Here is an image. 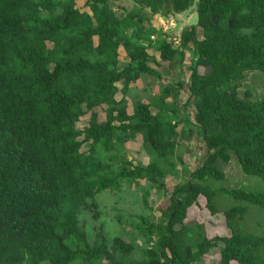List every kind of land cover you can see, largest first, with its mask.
<instances>
[{
    "label": "trees",
    "instance_id": "obj_1",
    "mask_svg": "<svg viewBox=\"0 0 264 264\" xmlns=\"http://www.w3.org/2000/svg\"><path fill=\"white\" fill-rule=\"evenodd\" d=\"M76 1L0 0V264H196L218 245L217 264H264V233L243 227L250 208L264 213V99L239 94L247 74L264 76V0H134L123 15L108 7L117 0ZM192 9L196 24L177 42L147 26L146 12L167 18ZM154 37L171 68L189 52L188 80L126 100L136 79L161 78L146 65ZM193 134L204 158L168 192L179 141ZM138 136L145 166L125 149ZM232 158L259 189L220 186ZM139 180L166 202L157 223H130L143 247L108 242L101 231L89 243L78 216H99L96 194ZM220 193L234 205L220 210ZM194 207L221 215L229 235L208 238L202 222L187 220Z\"/></svg>",
    "mask_w": 264,
    "mask_h": 264
},
{
    "label": "rangeland",
    "instance_id": "obj_2",
    "mask_svg": "<svg viewBox=\"0 0 264 264\" xmlns=\"http://www.w3.org/2000/svg\"><path fill=\"white\" fill-rule=\"evenodd\" d=\"M83 3L84 0H77L76 7H84ZM174 23L176 24L175 21ZM193 23H196V17H194ZM166 27V21L164 20L163 28ZM120 58L122 59V52ZM165 83L169 84V81ZM245 92L250 94L252 100H263L264 76L257 72L247 74L245 81L239 88L240 95ZM116 94V101H121V93L117 92ZM137 96H139V94L131 93V97L135 98ZM131 99L128 100L130 101ZM97 113L98 122L103 121L105 116L104 111H97ZM86 116L88 117V115ZM87 117H85L86 120ZM82 125V122L78 123L77 128ZM179 143L182 144V146H179L175 155L177 161H179V163H176L174 169L176 175L174 177L167 176L164 181L168 192H170L175 185L185 181L184 168L187 170H193L202 162L205 154L204 146L202 142L198 140L196 134H193L187 142L179 141ZM141 144V138L138 136L133 142L128 141L125 144V149L127 151L128 159L134 165L142 164L145 166L149 163V160L145 155ZM86 148L87 147L84 145L81 151L85 152ZM221 169L224 173V181L220 185L222 188H244L246 190H252L259 189L262 186L257 179L248 178L242 174L235 158H232L228 164L222 165ZM144 193L146 194V198ZM144 199L147 206H145ZM94 201L97 204L96 212L99 213V216L93 217L91 211H82L78 216L79 225L86 232L88 242L92 243L95 234L101 231L108 242L114 237H120L124 242L133 244L135 249L143 247L144 236L140 235V231L137 228L134 230V227H132L130 223H137L140 217H144L151 223H157L159 217V213L156 211L157 207L164 208L166 206L163 195L159 194L154 188H152L151 184L145 180L136 181L128 187L123 186L114 193L113 191L100 192L95 195ZM215 201L220 210L234 205V201L222 193L216 196ZM199 203L203 206L204 200L200 198ZM118 219H120V222ZM187 220H197L202 222L208 238H213L215 236L225 237L229 235V231L224 224V218L221 215L211 217L204 208L198 209V207H194L190 209ZM243 227L247 228L246 230L248 232H254L256 235L264 233V213L257 208H250L247 217L243 221ZM131 233L136 236L137 240H131V238L134 237ZM220 247L221 245H218L210 250L209 253L204 256L202 261H199L196 264H217ZM134 258H142L139 250L134 255Z\"/></svg>",
    "mask_w": 264,
    "mask_h": 264
},
{
    "label": "crops",
    "instance_id": "obj_3",
    "mask_svg": "<svg viewBox=\"0 0 264 264\" xmlns=\"http://www.w3.org/2000/svg\"><path fill=\"white\" fill-rule=\"evenodd\" d=\"M136 4L134 0H117V1H110L109 8L113 10L118 15H123L124 13H128L135 8ZM147 16V26L153 28L157 33L161 36L166 35L168 36V40L172 39L173 41L177 42L182 34V31L191 25H195L193 23L194 17H196V13L194 10H188L181 14H176L169 16L167 18L161 17L160 15H151L149 12H146ZM172 18L176 24L173 30L171 31H164L163 30V22L164 20ZM193 23V24H192ZM157 37L151 40L146 53L150 57V60L146 63V65L161 74V78L152 81L149 77L139 78L136 79L131 83L129 94L124 97V99L128 100L134 97H131V93L139 94V96L135 98H140L142 100H147L154 94H157L159 85H172L180 81L181 83H186L188 80V66H189V59L190 54L186 52L185 58L181 63L180 67L171 68L168 62H161L159 59V51L157 50ZM119 52V61L123 65L129 62L128 58L125 56V52L122 46L118 49ZM122 52V59L120 58V54ZM122 61H121V60ZM169 84L165 83L168 82ZM138 83V84H137ZM137 84V85H136ZM118 92L121 93V99L123 98L122 92L120 91L121 86H118ZM187 90L186 85L182 87L180 90L179 100L180 103H184L187 100ZM117 95V94H116ZM115 95V97H116ZM116 100V99H115ZM191 109V108H189Z\"/></svg>",
    "mask_w": 264,
    "mask_h": 264
},
{
    "label": "built area",
    "instance_id": "obj_4",
    "mask_svg": "<svg viewBox=\"0 0 264 264\" xmlns=\"http://www.w3.org/2000/svg\"><path fill=\"white\" fill-rule=\"evenodd\" d=\"M166 25H167V27L163 28L164 31H171L175 27V23H174L172 18H169L166 21Z\"/></svg>",
    "mask_w": 264,
    "mask_h": 264
}]
</instances>
